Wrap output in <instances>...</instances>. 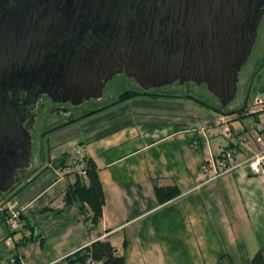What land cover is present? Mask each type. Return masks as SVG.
Instances as JSON below:
<instances>
[{"label":"crops","instance_id":"0c3cea01","mask_svg":"<svg viewBox=\"0 0 264 264\" xmlns=\"http://www.w3.org/2000/svg\"><path fill=\"white\" fill-rule=\"evenodd\" d=\"M140 100L157 107L181 106L172 100ZM135 101L50 135L51 166L70 165L65 157L72 159L78 146L96 161L105 195L98 225L88 229L80 201L66 200L73 174L59 178L54 169L18 196L25 206L23 227L13 233L12 245L6 243L11 230L0 218V264L12 248L23 264H62L64 256L102 235L126 252V264H252V255L264 246V178L244 164L203 178L200 162L229 148L228 134L226 140L219 137L209 124L152 123L145 112L131 111L133 105L146 107ZM36 147L37 167L42 162ZM257 148L255 142L235 147V157L242 160ZM163 181L176 183L181 192L160 203L154 184Z\"/></svg>","mask_w":264,"mask_h":264},{"label":"flooded vegetation","instance_id":"af4514ba","mask_svg":"<svg viewBox=\"0 0 264 264\" xmlns=\"http://www.w3.org/2000/svg\"><path fill=\"white\" fill-rule=\"evenodd\" d=\"M62 2L0 0V129L2 126L7 131L5 139L0 140V206L21 201L18 196L35 179L27 184L26 181L48 164L51 166L49 145L44 148L41 144L49 133L88 122L97 115L109 116L107 112L114 107L137 99L152 103L160 99H190L206 104L194 93L196 86L206 87V82L177 76L157 86L161 78L144 75L141 67L148 55L154 54L152 48L157 41L187 34L182 25L190 11L200 37L210 36L211 27L215 33H229L236 42L240 38L247 42L254 35L249 55L238 70L233 99L241 97L242 102L231 109L257 112L249 100L256 81L261 83L264 79V38L260 37L264 30V0ZM211 14L218 20L211 22ZM55 28L64 29L59 30V37L53 36ZM27 30L34 32L27 34ZM127 41L130 45H125ZM78 63L88 70L83 69L90 77L86 84L77 85L62 77L61 72L66 75V70L76 69ZM117 74L126 79L109 95L106 88ZM255 97L264 98V94ZM18 119L30 133V143L18 140ZM36 136L41 139L42 162L37 167ZM7 185L9 188L5 189ZM4 217L0 209L3 221Z\"/></svg>","mask_w":264,"mask_h":264},{"label":"water","instance_id":"95a60500","mask_svg":"<svg viewBox=\"0 0 264 264\" xmlns=\"http://www.w3.org/2000/svg\"><path fill=\"white\" fill-rule=\"evenodd\" d=\"M62 1L60 0V2ZM71 1L72 4L76 3V0ZM183 4L186 5L185 2ZM184 8L187 10L186 6ZM187 14V21L182 25V27L186 26L185 30L187 34L178 37L171 35L167 40L162 39L157 41V44L152 48L154 54L148 55L145 62L141 63V67H143L142 72L151 78L154 75L158 79L161 78L155 84L157 86L161 83L170 82L171 79L177 76L194 79L197 83L202 81L206 82V87L215 97L220 99L221 106L224 108L236 94L238 70L245 63L249 55V49L253 44L254 35L247 42L241 40V38L236 42L231 39L229 33H215V29L211 27L210 29L213 32L210 33V36L200 37L201 34L193 26L192 11ZM209 18L211 22H214L216 19L212 17V14ZM207 21L208 23L210 22L209 19ZM208 23H206V26ZM59 30L64 31V29L55 28L54 37H59ZM28 32L32 34L34 31L27 30V34ZM125 45H130V43L127 41ZM60 58L62 59L61 55ZM80 64L78 63L76 69L75 67L72 70L67 69L66 75L61 72L63 79L66 80L69 78L70 81L73 83L76 82L77 85L88 83L90 77L87 76L88 73L83 69L88 70L86 68L82 69ZM92 80L95 81L94 78ZM15 129L17 130V138L19 141H27L30 143V133L26 129H23L21 120L18 119ZM0 130V140L5 139L4 135L7 131L2 130V126ZM28 154L30 156L31 151ZM48 169L49 164L39 170L32 178L28 179L26 184L38 178L39 175ZM9 185L5 189L9 188ZM10 199L12 198L9 197L8 200Z\"/></svg>","mask_w":264,"mask_h":264},{"label":"trees","instance_id":"16d2710c","mask_svg":"<svg viewBox=\"0 0 264 264\" xmlns=\"http://www.w3.org/2000/svg\"><path fill=\"white\" fill-rule=\"evenodd\" d=\"M229 131L236 137L240 134L234 133L230 129ZM235 147L241 148V145L230 140L229 148H225L222 151L230 150L234 159L237 160L235 157ZM83 160V168L79 170L77 167L72 170V173L66 172V175L73 174L75 178L68 186L64 195L67 202L73 201L75 198L80 201L78 205L79 213L84 219V222H86L87 228L91 229L96 227L102 218L105 195L103 194V185L99 178L96 161L86 154ZM73 165L76 166L77 164L73 162ZM65 166L66 165L62 167ZM154 192L156 193L157 200L160 203H163L166 200L174 198L181 191L176 183L174 184L163 181L154 184ZM10 232L13 235L15 231ZM26 240L27 238H25L24 241ZM127 243L128 239L125 238L124 244L127 245ZM7 255L5 264H23L22 255L14 248L9 250ZM252 256V264H264V246L257 249ZM125 257L126 252L120 253L111 239H109L107 235H102L85 246L79 247L72 253L64 256L62 264H126ZM10 258H14V260L11 261Z\"/></svg>","mask_w":264,"mask_h":264},{"label":"rangeland","instance_id":"374dc122","mask_svg":"<svg viewBox=\"0 0 264 264\" xmlns=\"http://www.w3.org/2000/svg\"><path fill=\"white\" fill-rule=\"evenodd\" d=\"M261 39L263 40L264 38V30L262 32V34H260ZM263 78H264V74H263ZM126 79V76L122 75V74H117L113 80L108 84L106 91L107 94L112 95L114 93V89L119 86L122 85L124 83ZM258 83V86H257ZM193 85V84H190ZM255 86L253 87V89L251 90V94H250V100H249V105H251V103H256V94L262 95L264 94V79L262 80V82H257L254 84ZM171 86H167L166 88H170ZM197 89L194 90V93L201 96V98L205 99L206 104H202L200 102H196L190 99H183V100H179L177 99V101L180 102L181 106L180 107H172V108H165V107H157V106H149V107H136L133 105V108L131 111L136 112L137 111H141V112H145L146 118L147 119H151L152 123H157V124H162L161 122L163 120L166 119H173L179 123H182L185 121V123H188L191 126H201L203 125L204 127L207 126V124H209V126H214L215 128H212L213 130H216L217 132L219 131V137H223L225 138V140L227 139L226 133L229 134V129L230 127H232L235 131L237 132H243L244 135H249V130H252V127L261 123L262 125L264 124V111H260L258 113H243L239 115V111H235L232 110L231 108H234L236 106H239L242 102L241 97H236L235 99H233L225 108L221 106L220 103V99L215 97L214 94L208 90L207 87H205L204 85H200V86H196ZM242 87V86H241ZM242 90V88H240L239 90V94L240 95V91ZM193 93V94H194ZM135 101V100H134ZM136 104H142L143 102L139 99V101H135ZM178 102V103H179ZM131 102H127L126 104L123 105V107L127 104H131ZM178 104V105H180ZM114 110V109H113ZM144 117V116H142ZM101 121H104L103 119H101ZM201 128H204V127ZM204 130V129H203ZM207 130H205L204 132H207ZM209 132V131H208ZM238 134V133H237ZM51 133H49L47 135L46 138H43V147L44 148H48V145H52L51 144ZM51 138V139H50ZM235 138V137H234ZM233 138V139H234ZM36 140V144L37 147H40V142L41 139L36 136L35 138ZM54 140V139H53ZM214 142L212 141V144ZM243 143V142H242ZM214 145V144H213ZM42 146V145H41ZM243 146V145H242ZM36 147V148H37ZM74 153V151H73ZM64 158H61L60 162H63ZM65 161L66 164H70L67 165L66 168H68L69 170L76 168V166L73 165V157L72 159L69 158V155H67L65 157ZM59 165V163L57 164V162L55 163V165H52L47 171H45L44 173H42L41 175H39V177L37 179H35L33 182L34 183H39V181L41 182L42 179L45 178H49V174L51 175V173L53 172L54 169H57V172H60L61 170V165L58 168H55ZM44 177V178H43ZM32 182V183H33ZM32 183L28 184L31 185ZM4 226H8L5 223H3ZM8 228V227H7Z\"/></svg>","mask_w":264,"mask_h":264},{"label":"built area","instance_id":"2783aa9c","mask_svg":"<svg viewBox=\"0 0 264 264\" xmlns=\"http://www.w3.org/2000/svg\"><path fill=\"white\" fill-rule=\"evenodd\" d=\"M251 108L257 112L264 111V98L256 97V103L251 104ZM230 133V131H228ZM234 143L240 144L241 147H250L253 142L258 145V148L253 150L252 154L242 160H235L230 150L221 151L217 155L210 154L208 158L203 159L199 164L200 173L203 178L209 179L219 176L222 173L231 171L242 164L248 165L252 174H258L264 178V124L261 123L252 127L249 130V135H244L243 132L236 137L231 133L228 134ZM235 137V138H234ZM234 138V139H233ZM243 142V143H242ZM73 161L76 163V168L80 170L84 165V156L86 149L82 146L74 147ZM68 168L62 167L60 172H55L56 177H62L66 175V172H71ZM74 173V172H73ZM25 206L21 201H8L5 202L0 209L4 211V221L8 224L11 231H16L22 227L21 216ZM6 243L13 244L12 233L6 236ZM14 260V258H10Z\"/></svg>","mask_w":264,"mask_h":264}]
</instances>
